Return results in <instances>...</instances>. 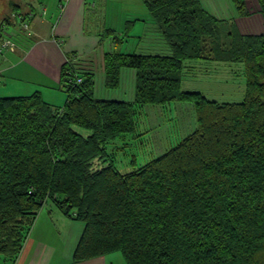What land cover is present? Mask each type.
I'll use <instances>...</instances> for the list:
<instances>
[{
	"label": "trees",
	"instance_id": "1",
	"mask_svg": "<svg viewBox=\"0 0 264 264\" xmlns=\"http://www.w3.org/2000/svg\"><path fill=\"white\" fill-rule=\"evenodd\" d=\"M143 1L171 55L113 50L103 60L108 90L120 88L124 69L136 71L134 101L98 98L75 55L61 69L62 106L40 92L0 98V264L16 263L47 201L85 224L75 264L114 253L127 264H264V33L226 31L200 0ZM234 2L241 17L250 13ZM195 59L241 63L243 101L182 90ZM172 103L192 105L197 128L122 172L108 144L126 149L151 130L140 129L146 107Z\"/></svg>",
	"mask_w": 264,
	"mask_h": 264
},
{
	"label": "crops",
	"instance_id": "2",
	"mask_svg": "<svg viewBox=\"0 0 264 264\" xmlns=\"http://www.w3.org/2000/svg\"><path fill=\"white\" fill-rule=\"evenodd\" d=\"M56 1L60 7L59 10H62L61 13L52 12V8L47 3H42L38 10L32 7L23 13L20 11L18 4L14 3V6H12V17L16 20L21 21L24 17L23 15H28V20L30 21L33 18L35 20L37 13L40 14L39 11L42 12V17H46V19L43 20L42 18L40 23L36 24L34 30L28 33V37L22 39L20 45L17 44L16 49L10 52L11 54L22 52L20 63L14 67L11 64L4 65L2 68L0 67V98L28 96L34 92H40L43 98L53 106L58 104L59 107L62 106L65 104L67 97L65 96L66 99L60 104L59 89L61 90V69L65 65L68 56L75 55L74 62H78V68L80 67L89 73H94L96 94L99 87L97 79L99 78L101 81L99 89L105 96H109L107 94L108 92L119 91L123 94L125 90L127 93L132 91V97L126 101H134L136 71L124 69L120 88L113 91L108 90L105 84L103 61L105 55L112 53L113 50H117L122 54L137 53L153 56H168L172 53V47L168 42L167 36H165L158 21L154 19L148 10L147 4L143 0H139L135 4H132L133 2L123 3L121 6L117 5L116 0H114V3L111 0H107L106 3L111 8L109 10V7H106V12L108 11L111 19L108 25L109 27H106L107 24L103 26L106 29L102 27L97 28L94 24L88 26V28L86 27L87 20L95 13H91L93 7L96 8L95 0ZM200 1L203 9L219 21L222 28L226 29V31H233L236 27L234 26L236 24L231 25L230 21L233 18L236 21L235 19L237 18L244 19V17L261 13L258 6H256L255 11L253 10L254 5H258L257 0H245L250 13L244 17L239 15L234 0ZM52 2L54 1L52 0ZM15 6L19 7L15 9ZM7 17L10 18V16ZM92 21L94 22V20ZM50 23H52V30H55V32H45L46 24ZM261 23L263 24L262 21L260 25ZM11 24V18L8 23L3 20L2 28L5 25ZM117 24H120L121 28L123 26L126 27L123 29V32L120 33V30L117 32V29H119ZM115 37L117 38L116 41H120L117 42L118 44L116 46L113 42ZM130 41L133 42L132 50L125 46ZM120 45L123 46L121 49L125 50H119L118 47ZM185 66L186 70L184 71L183 77L188 74L187 72L190 73L188 75L192 74L195 76L193 67L187 66L186 63ZM11 73L13 78H21L30 83L27 90L23 89L24 86H18L17 94H5L6 88L8 89L9 85L8 83L4 85L6 79H2V76L8 79ZM124 80L133 82V88L131 90L123 89ZM194 88L184 91H198L205 94V92ZM184 106L186 109L189 108V105ZM155 108H157V111H163L158 110L160 107ZM84 227V223L66 216L63 210L57 207L53 201H47L40 210L24 248L15 264H75L73 262V256L80 242L79 240L85 231ZM76 264L127 263L124 261L121 253H114L109 254V256H102Z\"/></svg>",
	"mask_w": 264,
	"mask_h": 264
},
{
	"label": "rangeland",
	"instance_id": "3",
	"mask_svg": "<svg viewBox=\"0 0 264 264\" xmlns=\"http://www.w3.org/2000/svg\"><path fill=\"white\" fill-rule=\"evenodd\" d=\"M0 0V49L2 39H12L16 44L20 45V41L28 37V33H31L34 30L36 24H39L40 21L45 20L46 17H42V12L39 11L40 14L37 13V18H34L27 22L30 25V29L26 30L23 26V23L19 20H16L13 16L12 6L14 3L20 6V11L23 13L29 8L34 7L35 9H39L42 3H47L49 7L52 8V12L61 13L62 10H59L60 7L56 0ZM114 3V0H111ZM117 5L121 6L123 3H132L135 4L139 2V0H116ZM96 8L93 7L94 13L90 18L87 20V28L88 26H92L93 24L95 27L100 28L107 24L106 27H109L110 14L108 11L106 12L107 0H95ZM256 2V1H255ZM257 4L254 5L253 10L255 11ZM59 7V8H58ZM111 6L109 7L110 10ZM62 9V7H61ZM41 15V16H40ZM91 15V14H90ZM10 16L12 19L11 25H5L2 28V23L4 18ZM261 16V17H260ZM262 15L261 13H257L255 15H251L248 17H244V19H235L236 21L231 20V25L236 26L234 29H237L239 33L242 34H261L264 33V21L261 20ZM246 19V20H245ZM94 20V22L92 21ZM263 22V24L260 22ZM120 30V33L123 32V29L126 27L123 26L121 28L120 24H117ZM232 28V27H231ZM230 28V29H231ZM103 29H106L105 27ZM233 29V28H232ZM50 31V33L55 32L52 30V23L46 24L45 32ZM30 38V37H29ZM126 48L132 50L133 42L130 41L128 44H125ZM123 46L120 45L118 49L120 50ZM122 51L125 49H121ZM9 49H4L0 53V67L2 68L4 65L11 64L13 67L20 63V59L22 56V52H18L16 54H11ZM6 58V60H5ZM186 65L189 67H193L195 71V76L188 75L182 78V90H192L199 89L202 92H205V95L210 100H216L223 103L226 102H241L244 99L246 93V77H245V69L244 66L239 62H219V61H210L206 59L202 60H190L186 62ZM128 70V69H125ZM99 74V73H98ZM5 84L8 83L9 87L6 88L5 94L7 95H15L18 93V86H24L23 89L27 90L28 86H30L29 82H26L23 79H17L12 77V73L9 75V78H4ZM98 77V76H97ZM1 78V77H0ZM100 79H97V83H99L100 87ZM124 90L133 88L131 82H127L124 80ZM132 85V86H131ZM98 87L97 97L98 98H107L111 100H129L132 97V91L128 92L125 90L123 94L119 91L108 92L109 96H105L101 93ZM64 88L59 89V97H60V104L66 99V93ZM21 93V90H20ZM66 96V97H65ZM179 104V103H178ZM170 104L166 107L159 106L157 108L154 106H148L145 110V118L143 119L144 126H140L141 130H145L146 128L151 129L148 133H144L143 135L139 136L138 139L132 140V145L128 146L126 149H116V147H121L120 142L121 139L116 140L115 142L108 144L107 150L108 153L113 157L116 158L118 168L125 173L128 171L135 170L139 168L142 164H145L150 161V159L154 157H159L166 150L171 149V147L177 144L179 141L183 140L184 137L191 134L196 128V113L194 109L191 108L192 105L181 103V104ZM59 105V104H58ZM58 105H54L55 108L59 107ZM183 105H189V108L183 107ZM144 127V128H143ZM85 132V131H84ZM127 138H131L128 136ZM126 142V140H123ZM116 144V145H115ZM114 154V155H113ZM136 158L138 160V164H133L131 158ZM108 160L104 162L99 161L97 164L99 166H105ZM2 261V260H1Z\"/></svg>",
	"mask_w": 264,
	"mask_h": 264
},
{
	"label": "built area",
	"instance_id": "4",
	"mask_svg": "<svg viewBox=\"0 0 264 264\" xmlns=\"http://www.w3.org/2000/svg\"><path fill=\"white\" fill-rule=\"evenodd\" d=\"M23 26L26 30H28V28H29L28 24H24ZM16 47H17V44L12 39H10V38L9 39H2L0 53L4 49H9L10 51H14L16 49Z\"/></svg>",
	"mask_w": 264,
	"mask_h": 264
}]
</instances>
